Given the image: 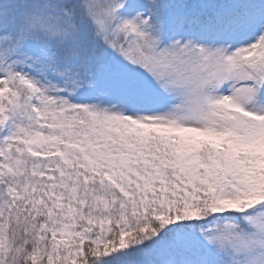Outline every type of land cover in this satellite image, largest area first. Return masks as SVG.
Listing matches in <instances>:
<instances>
[{
  "label": "snow or ice",
  "instance_id": "1",
  "mask_svg": "<svg viewBox=\"0 0 264 264\" xmlns=\"http://www.w3.org/2000/svg\"><path fill=\"white\" fill-rule=\"evenodd\" d=\"M0 264H264V0H0Z\"/></svg>",
  "mask_w": 264,
  "mask_h": 264
}]
</instances>
